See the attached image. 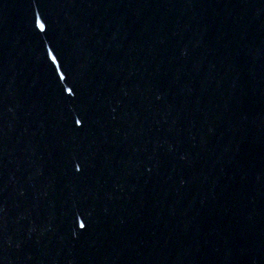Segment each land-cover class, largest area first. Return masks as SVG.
Returning <instances> with one entry per match:
<instances>
[{"label":"water","instance_id":"obj_1","mask_svg":"<svg viewBox=\"0 0 264 264\" xmlns=\"http://www.w3.org/2000/svg\"><path fill=\"white\" fill-rule=\"evenodd\" d=\"M0 264H264V0H0Z\"/></svg>","mask_w":264,"mask_h":264}]
</instances>
